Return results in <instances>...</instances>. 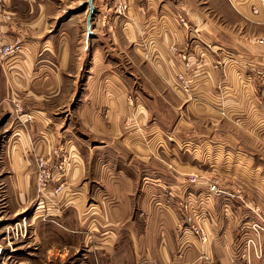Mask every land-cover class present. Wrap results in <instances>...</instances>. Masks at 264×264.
I'll list each match as a JSON object with an SVG mask.
<instances>
[{"label": "crops", "instance_id": "crops-1", "mask_svg": "<svg viewBox=\"0 0 264 264\" xmlns=\"http://www.w3.org/2000/svg\"><path fill=\"white\" fill-rule=\"evenodd\" d=\"M119 1L121 0H115V4ZM123 1L129 5L126 17L118 16L110 25L103 17H94L92 31L87 37V15L78 16L70 9L74 7L76 0H4L8 10L13 13L8 27L10 38H22L25 48L0 70V119L2 114L7 116L1 125H4V131H13L12 135L18 138L10 145L0 146V170H7L6 175L0 176V185L7 187L8 192L0 199L1 217H16L29 207L34 197L37 158L51 154L54 147L64 143L66 150L73 156L74 166L65 177L71 189H65L66 194L62 192L58 196V204L66 202L67 208L70 203L72 206H78L82 202L83 204L78 210L73 208L64 212L63 216L54 209L47 214L58 215L60 217L53 218L60 220L63 218L64 223L61 225L68 232L75 233L77 226L84 222L81 209L86 206L85 200L88 198L84 191L87 190L89 180H92V162L94 160L97 165L98 159L99 162L104 161L100 162L101 182L111 187L99 200L101 212L105 210L103 212L106 217L109 211L108 201L115 199L125 219L133 212L131 197L134 187L142 186L144 191L142 202L147 201V204H142L141 208L147 221L143 226H137L134 218H131L132 225L128 224L124 229L126 234L132 235L131 240L138 250V257L136 256L133 264H202L200 256L204 251L207 257H212L214 264H230L228 255L224 257L223 254L225 247L223 250L217 244L220 242L218 239L228 237V242L233 241L238 234V223L243 209L254 217L252 207L257 204L258 198L264 199V173L261 170L264 166L255 164L251 167L253 160L251 156L247 157L245 161L249 175L243 176L239 174V168H236L240 166L236 159L229 157L226 160L221 157V153L226 151L231 156L245 153L250 155L244 147L237 146L232 139L234 134H227L225 137L231 139L217 143L211 135L214 127H207L201 132L197 130L200 148L216 154V161L211 164L203 160V156L201 161H196L195 166L187 167L188 163L182 161V156L186 154L181 153L178 163L180 174L170 170L167 175L172 180V185L178 189L185 188V183L175 182L177 174L186 175V181L191 173L205 175L194 184L199 191H205V184L206 188L209 187L210 178L222 177V193L211 196L212 200L209 202L208 211L206 210L210 215L206 229L211 240L202 242V239L192 238L190 235L186 236L189 239H183L174 217L166 225L161 224V220L156 225L154 223V226L151 224L155 210H161L157 206L154 192V186L161 181L156 178V166L153 165L150 172L142 174L128 163L130 158L128 161L124 159V153L116 162L109 157L105 159L104 155L110 149L107 143L79 141L75 135L76 130L72 129L73 120L79 119L89 128L93 120H100L101 123L105 120L103 123L106 124H109V119L115 120L112 131L119 133L123 126L121 123L117 124V120L132 113L134 107L129 104H133L135 98V102L145 101L150 104L148 98L143 97V101H140L132 91L126 92V88H134L136 80L133 71L125 76L119 70L120 63L115 66L109 63L108 56L117 52L122 57L139 58L153 77L151 78L157 80L166 90L172 103L180 106L185 104L184 109L180 110V127H190L186 115L193 110L197 120L208 119L213 124H218V119L221 118L224 124L238 121L239 125H245L251 130L246 131L247 135L253 132L264 138V107H261L264 105V96L260 92L264 87V44L250 41L252 35L264 37V1L196 0L193 3L179 0L186 14L193 18L192 21L188 17L190 24L194 23L197 29V34L189 35L180 22L170 20L165 4L160 8L163 13L157 11L158 0ZM100 5L109 10L113 6L110 0H96L95 6ZM205 8H210L211 11L206 12ZM81 30L84 33V44L80 41V44L74 45ZM190 36L195 37L192 46L194 43L197 47L200 43L204 46L201 41H211L223 50L221 53L226 52L228 55L224 57L222 68L214 65V56L206 59L207 65L203 71H198L200 79L196 80L190 93L195 101H191V95L182 89L174 90L176 86L172 81V76L185 67L184 61L172 50V46L193 52V47L188 49ZM82 68L84 79L81 81L79 75ZM75 84H80L78 87L82 85L83 92L78 94L76 103L73 102L74 98L71 102L66 101L65 88L75 87ZM16 102L24 107L26 113L33 114L31 120H26L24 116L21 119L18 117L15 112ZM221 109L226 114L222 115ZM17 117L22 120V124ZM101 127L104 131L105 127ZM134 145L137 150L138 145ZM139 145L147 146L145 142ZM86 147L87 152H83ZM187 149L186 146L185 151ZM195 152L198 153L197 147ZM208 167L218 172L224 171L230 177L242 181L246 190L243 192L240 185L226 181L223 174L202 172L208 170ZM77 187H82L83 193ZM76 190L78 192H74ZM190 194H193L192 191ZM227 200L232 206L224 210L223 202ZM90 206L92 204L88 203L87 209ZM6 209L9 213L3 212ZM44 214L42 211L39 216L45 217ZM35 218V221L39 219L38 216ZM3 223H7V219ZM9 227L11 231V222L6 224L5 229ZM185 230L189 231L188 228ZM213 240L218 241L214 243ZM71 242L74 243L73 240Z\"/></svg>", "mask_w": 264, "mask_h": 264}, {"label": "rangeland", "instance_id": "rangeland-1", "mask_svg": "<svg viewBox=\"0 0 264 264\" xmlns=\"http://www.w3.org/2000/svg\"><path fill=\"white\" fill-rule=\"evenodd\" d=\"M95 1L96 0H94V3ZM187 1L194 3L196 0ZM124 2L125 1L121 0L115 4V0H110V3L113 5L111 6L112 8H110V10L105 9L103 5H100L99 7L95 6L93 18L103 17L102 19L107 21V24L110 25L115 21V19H117L118 16L126 17L128 14L129 5L124 7ZM86 3L87 0H76L74 7L70 9L75 12L74 14H78V16L81 15V17H86L87 15L88 17L87 13H89V5ZM163 4L166 5V11L169 12L171 21L178 23L180 22V17L184 16L189 21V24L191 23L189 20L190 15L188 13L186 14V11L183 10L179 0H158L156 4V7L158 8L157 11H161L160 8H162ZM205 10L206 12L211 11L210 8H205ZM159 13H163V11ZM190 19H193L192 16ZM84 20L81 24L82 30L84 29ZM193 24H190V29L183 26L187 30L188 35L197 34V31L195 30L196 27ZM82 30L79 31V36H77V38L74 40V45L75 43L78 44L80 41L82 45L84 44V33ZM88 35L90 34L88 33L87 37ZM254 37H256V35H252L250 37L251 42H254ZM81 38L83 39L80 40ZM194 38V36H190L191 43L195 42ZM201 42L204 43V46L200 43V45L197 47L195 46L196 43H194L193 46L191 45V48H195H192L191 50L196 55L205 53L207 58L212 55L214 56L215 60H222L220 64H216L214 62L215 66H220L219 68H222L221 66H223L225 63L223 60H225L224 57L227 53H221L223 50L221 48H217L211 43V41L210 43L203 41ZM116 53L113 52V54L108 56V59H106L109 60V63L113 64L114 66L117 65L116 63H120L119 70L125 76L126 74H129V71H133V77L134 80H136L134 88L132 86L131 88L128 87L126 88V92L132 91L133 94L137 96V98H140V101H143V97H146V99L148 98L147 101H149L150 104H146L145 101L144 103L135 102V98L134 103L129 104L130 106L134 107L132 113L123 115L120 120H117V124L121 123L123 126L122 131H118L119 133L112 131L114 130L113 126L115 120L110 119L107 122L109 124L103 123L105 120L102 121V123L100 120H93L91 128L85 126L83 121L76 119L73 120L74 128L72 129L76 130L75 135H77L78 140L83 143L84 141H94L97 143L102 142L105 144L107 143L111 150L109 149L106 155H104L105 159L109 157L116 162L122 158L121 155L124 153V159L128 161L127 159L130 158V162L128 163L133 165V167L135 166L136 169L142 174L150 172V169L153 168V165L156 166V178L161 179V181H159L158 184L154 186V192L157 196V206H159L161 210H157V208L154 212V215L151 217V224L153 226L154 223L155 225L158 224L159 220L162 221L161 224L166 225L168 224V221L174 217V219H177V228L181 230V236L184 237L183 239H189L190 237H186L187 235L192 236V238L197 237L202 239L203 236L199 235L193 226L197 225L204 229L203 231H205L204 233L206 235V238H203L200 241H210L211 238L206 229V223L210 220L209 212H207L208 205L210 204L209 202L212 200L210 190L208 187L206 188L205 184V191H199L200 189L198 190V188L196 189L195 187L190 186L188 180H185L186 175H178L180 174L178 163L181 153L186 154L182 156V161L188 163L187 167H190L191 165L195 166L196 161H201L203 156V160H206L211 164L212 161H216V154L214 155V153L206 151L208 149L203 150L200 148L199 143L197 142L198 135L196 134L198 131L201 132L202 130L207 129V127H214L215 130L211 132V135L215 138L217 143H222L223 140L226 141L227 139H231L225 137L227 134H234L232 139L236 141L237 146L241 145L246 149V151L250 152V155L245 153L241 155L236 154L235 156H231V154L227 151L225 153H221V157L225 158L226 160H228L229 157L236 159V163H240V166L236 167L239 168V174L247 176L248 172L246 168L248 167L246 166L245 161L247 157L251 156L253 160L254 164H252L251 167H254L255 164L264 166V138L262 136H258V134L255 135L253 132L247 135L246 131L251 130L247 129L249 127L245 125H239L237 123L238 121H235L236 123L232 122L233 124H224L222 123L223 118H221L218 119V124H213L212 120H197L196 114L194 113L195 111L193 110H191V114H188V116L186 115L189 121L187 123L190 125V127H180L178 124L180 110L184 109L185 104L182 106H180V104H173L171 99L167 96L166 90H164V88L158 84L157 80L152 79L153 77L151 76L150 72H148L144 62H142L139 58L135 57L132 59V57H122L119 55V53ZM220 54L221 56H219ZM226 56L228 57V55ZM195 63V71L192 74L194 79L193 87L196 80L200 79V77H198V71H203L207 65V61L203 63V67L199 70H197V61ZM177 73L172 76V81L176 86L175 89H173L181 90L182 88L179 86L177 80ZM79 76L80 80L82 81L84 79V68L81 69ZM77 85L80 86V84ZM77 85L75 84V87L69 86L65 88L64 91L66 93L64 94V98L66 101L71 102L73 98V102L78 100V94L83 92V88L82 85L81 87H78ZM193 89L194 88H192L190 92H186L183 89L182 91L188 95H191L190 93H192ZM260 92L261 95L264 96V87ZM133 94L132 99L134 98ZM150 98H153V100L150 101ZM190 100L195 101L193 95H191ZM261 107H264V105ZM123 108V111H125L124 105ZM15 112L19 115V118L22 117L21 112ZM221 113L222 115L226 114L224 109H221ZM18 117L17 119L19 123L22 124V120H20L21 118L19 119ZM6 119L7 116L2 114V118L0 119V146L10 145L18 140L17 137L12 135L14 134L13 131H4L5 129L2 128L4 125H1V123ZM101 126H104V129L107 131H102L103 127ZM142 142H145V145H147L145 146L146 148L142 145H139ZM134 143L138 145L137 148L139 150L134 148L136 147ZM63 144L64 143H62V145ZM186 146L188 149L185 151ZM196 147L198 153L195 152ZM83 152H87V147L83 149ZM100 162L104 163L103 160H100ZM100 162L98 159L97 165L94 164V160L92 162V180H89L87 190L84 191L82 187H77L79 192L83 193L84 191L87 193L88 198L85 200L86 206L84 205L81 209V218L84 220V222L77 226L75 233L68 232L62 227L61 224L64 223L63 218L60 220L59 218H53L54 216L60 217L58 215L53 216L51 213L47 214L49 212V208H46L44 212L45 217L39 216V213H41L42 210L39 208L37 211V209L39 207V200L42 198V193L38 190L37 179H35L36 182L33 183V200L30 202L29 207H27V209L22 214H19L16 217H1L0 214V236L6 246V264H133V261H135V258L138 255V250L134 247V243L131 240L132 235L129 236L126 234L124 229L125 226H128V224L132 225L131 218H134L133 220H135L137 226H143V223L147 221V216L146 214H142L141 208L142 204H147V201L142 202L144 191L142 186L134 187L131 197L133 212L130 213L129 216H126L125 219L123 218V212L118 209L116 203L117 201L115 199L108 201L109 211L108 217H106L105 213L103 212L105 210H102L101 212L99 200L106 194V192L111 189V187L105 186L104 182H101V172H99L101 166ZM219 163L222 164L223 162L219 161ZM37 170L38 167H36V176ZM170 170H174L178 173V176L176 175L175 182L177 184L184 182L185 188L179 187L178 189V187L176 188L175 185H172V180H169L167 176ZM187 170L189 171V169ZM261 170L264 173V169ZM206 171L210 173L218 172L217 170L209 167L208 170H204L202 172ZM6 174L7 170H0V176ZM218 174H223V176L226 178V181L235 182V184L240 185L243 192L246 190V186L243 185L244 183H242V181L230 177L228 174H225L224 171H220ZM204 176L205 175L199 174L200 178ZM219 177L222 179L221 176ZM66 181L64 182L63 186V194H66L67 192L65 189L70 188L68 187L69 184ZM50 185L51 186H49V190H53L57 183L53 182ZM113 188L115 189V187ZM118 188H116V190ZM6 190L7 187L5 188L0 185V199L1 197L7 195L8 192ZM51 190L46 191L45 194L49 196L50 192H52ZM78 191L76 190L74 192ZM182 191L185 192L182 193ZM191 191L193 194H190ZM186 200H189L190 202L189 206L192 210V218H189L187 215H185L183 207L185 204L184 201ZM257 200L258 201H256V203L260 206V209L264 214V199L258 198ZM88 203L89 205L92 204V206L87 209ZM70 204L71 205L68 206L69 208H67L65 206L66 202L64 204L60 203L56 205L58 210H55L60 213L59 215L63 216L64 212H68L73 208L78 210V207L82 205L83 202L79 203L78 206H76L77 204L74 206H72V203ZM230 205L232 206L231 202L228 200L223 202L224 210L228 209ZM111 207H113V209ZM247 207L249 206L247 205ZM0 209H2L1 206ZM3 212L9 213V210L6 209ZM36 216H38L40 219H37V221H39L38 225L37 221H35ZM4 219H7V223L5 224L3 223ZM17 221L21 222L18 223ZM240 221L238 223L240 225L238 226V234L235 239H233V241L228 242V237H220V239L217 238L220 241L217 244L222 247L223 250L225 247L223 253L225 255L224 257H227L228 255L230 264H264V231L261 233L260 240L259 238L256 240L257 245L260 242L263 255L260 251L256 252L255 246L252 242L251 244L248 243V238H253L254 236V230L252 227L253 222L259 221L261 224H264V219L260 216L252 217L250 213L248 214V212L243 209ZM10 222L13 226V230L8 231V229H5V227L6 224ZM186 228L189 229L188 232H186ZM72 240L74 243L71 242ZM218 240L213 241L215 243ZM68 241H70V243H68ZM201 253L203 254V256L202 254L200 256L202 264H214V262L211 261L212 257H207L205 251ZM257 253H260L261 255L259 256Z\"/></svg>", "mask_w": 264, "mask_h": 264}, {"label": "built area", "instance_id": "built-area-1", "mask_svg": "<svg viewBox=\"0 0 264 264\" xmlns=\"http://www.w3.org/2000/svg\"><path fill=\"white\" fill-rule=\"evenodd\" d=\"M127 5V3H124V7H127ZM12 19L13 13L8 10L4 0H0V70L5 65V63H7L10 59L20 55L25 48V41L22 38H10L8 27H10L9 23L10 21H12ZM180 23L188 29L191 28L189 21L184 16L180 17ZM195 30L197 31V29ZM253 40L255 43L264 44V37L256 36L253 38ZM190 41L188 42V49H191ZM172 50L178 54V56L184 61L185 64L184 69L178 71L177 73L178 84L183 90H185L186 92H190L193 88L194 83L192 74L195 71V62L197 61V70H199L203 67V63L206 62L207 56L205 53L196 55L194 52L180 50L176 45L172 46ZM214 62L216 64H220L222 60L216 59ZM16 111L21 112L22 116L26 117V120H31L33 118V114L26 113L24 111V107L18 102H16ZM73 166L74 160L72 158V155L62 144L54 147L51 154L47 156H39L37 158V187L38 190L42 193V198H40L39 200L38 207L41 208L40 210L45 212L46 208H49V211L57 209L56 205H58V196L63 192L65 177H67L66 175H68ZM199 179L200 177L198 173H191L188 176V183L190 184V186L195 187L194 184L198 183ZM53 182H56L57 185L54 186L53 190L50 189L52 192H50V195L48 196L47 194H45V192L50 191L49 186H51L50 184ZM221 182L222 179H220L219 176H215L209 179L208 188L210 190L211 196L222 192ZM184 202L185 204L183 208L185 211V215H187L189 218H192V210L189 206L190 202L189 200H186ZM251 211H253L255 217L260 216L264 219V214L262 213L263 211L260 209V206L258 204L252 207ZM193 226L196 232L199 235L203 236V238L205 239L206 235L204 233L205 231H203L204 229L197 225ZM252 227L254 230V236L253 238H248V243L251 244L252 242L255 246L256 252L260 251L263 255L260 242L257 245L256 240L257 238H259L260 240L261 233L264 231V224H261L259 221H255L253 222ZM11 230H13V228H11ZM8 231H10V227L8 228ZM5 253L6 246L0 236V264H6ZM261 254L259 253L258 255L260 256Z\"/></svg>", "mask_w": 264, "mask_h": 264}, {"label": "water", "instance_id": "water-1", "mask_svg": "<svg viewBox=\"0 0 264 264\" xmlns=\"http://www.w3.org/2000/svg\"><path fill=\"white\" fill-rule=\"evenodd\" d=\"M89 5V13L87 17V31L90 34L92 31V19L95 12V3L94 0H87V3Z\"/></svg>", "mask_w": 264, "mask_h": 264}]
</instances>
